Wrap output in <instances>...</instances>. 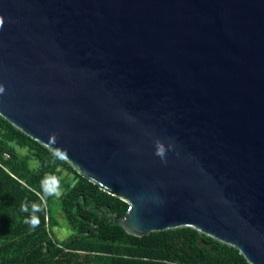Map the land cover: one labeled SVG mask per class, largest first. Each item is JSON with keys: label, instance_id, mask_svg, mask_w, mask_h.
Returning a JSON list of instances; mask_svg holds the SVG:
<instances>
[{"label": "water", "instance_id": "water-1", "mask_svg": "<svg viewBox=\"0 0 264 264\" xmlns=\"http://www.w3.org/2000/svg\"><path fill=\"white\" fill-rule=\"evenodd\" d=\"M0 87L3 118L128 204L126 233L264 264V0H0Z\"/></svg>", "mask_w": 264, "mask_h": 264}, {"label": "trees", "instance_id": "trees-1", "mask_svg": "<svg viewBox=\"0 0 264 264\" xmlns=\"http://www.w3.org/2000/svg\"><path fill=\"white\" fill-rule=\"evenodd\" d=\"M4 151L10 158L2 162L12 175L0 166V264H249L235 247L192 227L126 233L108 216H121L125 201L0 115V156ZM57 181L56 205L72 230L61 241L52 234L56 221L47 204L54 196L48 184ZM32 216L35 227L27 223Z\"/></svg>", "mask_w": 264, "mask_h": 264}, {"label": "rangeland", "instance_id": "rangeland-1", "mask_svg": "<svg viewBox=\"0 0 264 264\" xmlns=\"http://www.w3.org/2000/svg\"><path fill=\"white\" fill-rule=\"evenodd\" d=\"M21 150L25 151V149L23 148ZM30 163L32 166H36L37 161L35 159H31ZM58 185H59L58 181L54 183L49 182L48 184L49 189H52L54 191V196L49 199L47 204H48V208L50 209V213L52 217L55 218L56 221V224L51 228L52 234L58 241H61L65 237H67L69 233L72 232V230L70 229L68 224L64 222L63 216L56 205V199H57L56 197L60 192V187H58Z\"/></svg>", "mask_w": 264, "mask_h": 264}, {"label": "clouds", "instance_id": "clouds-1", "mask_svg": "<svg viewBox=\"0 0 264 264\" xmlns=\"http://www.w3.org/2000/svg\"><path fill=\"white\" fill-rule=\"evenodd\" d=\"M3 91V88L2 87H0V92H2ZM27 209L22 205L21 206V211H26ZM32 210H33V212H35V211H39V208L35 205V204H33L32 205ZM27 223H29L31 226H33V227H35L36 225H37V223H38V220H37V218L35 217V216H32L28 221H27Z\"/></svg>", "mask_w": 264, "mask_h": 264}, {"label": "built area", "instance_id": "built-area-1", "mask_svg": "<svg viewBox=\"0 0 264 264\" xmlns=\"http://www.w3.org/2000/svg\"><path fill=\"white\" fill-rule=\"evenodd\" d=\"M10 158V155L8 152L4 151L1 153V156H0V166L6 170L7 172H9V170L7 169V167L3 164V159H9ZM10 173V172H9ZM11 174V173H10ZM12 175V174H11Z\"/></svg>", "mask_w": 264, "mask_h": 264}]
</instances>
